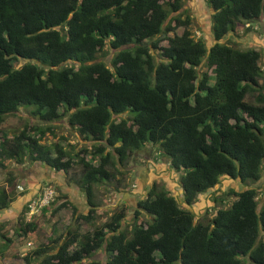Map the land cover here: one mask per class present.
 <instances>
[{"label": "trees", "instance_id": "obj_1", "mask_svg": "<svg viewBox=\"0 0 264 264\" xmlns=\"http://www.w3.org/2000/svg\"><path fill=\"white\" fill-rule=\"evenodd\" d=\"M205 3L208 40L193 36L182 0H0V122L29 104L28 117L40 120L11 136L0 129V168L26 158L63 172L87 206L79 212L58 188L39 215L24 220L23 203L14 234H34L47 210L64 206L75 223L17 264H264V192L253 184L264 161V49L238 41L259 17L264 29V0ZM107 48L109 64L100 59ZM66 112L68 130L88 146L65 148L64 134L43 142ZM145 142L180 171L179 194L153 180L133 201L129 224L121 226L128 205H120L80 230L79 219L94 220V185L123 188L119 166ZM222 176L240 188L212 190L213 213L195 216L190 205ZM4 181L0 210L20 195L9 188L14 176ZM141 212L149 218L138 221ZM0 238L3 250L10 239ZM97 251L103 263L92 257Z\"/></svg>", "mask_w": 264, "mask_h": 264}, {"label": "rangeland", "instance_id": "obj_2", "mask_svg": "<svg viewBox=\"0 0 264 264\" xmlns=\"http://www.w3.org/2000/svg\"><path fill=\"white\" fill-rule=\"evenodd\" d=\"M182 6L187 9L194 21L190 26L193 36H200L205 40L210 39V11L205 0H182ZM262 21V17H259V19L250 22V30L241 32V36L238 37L241 46H251L264 49V29H262ZM180 30V27L177 28V32ZM111 52L112 50L107 48L106 53L103 54L100 59L106 64H109ZM263 57L264 54L261 55L260 64L264 70ZM23 106H18V110L14 111L12 114L6 115L0 122V129L3 134L11 136V134L15 133L20 127H22L23 123L29 124L32 122H40L37 115H33L31 118L28 117V111L29 109H32L34 105L29 104ZM129 114V112H125L122 116L129 117ZM67 115L68 113L66 112L60 119L52 122L53 133L46 131L41 137L43 142L58 140L59 136L64 134L66 135V141L64 142L61 140L60 142H62L65 148L69 147V144H73L75 150L79 149L82 145L88 146V141L79 139V136L75 137L73 135L74 133L68 130L65 123ZM85 156L93 163L97 161L96 159H91L88 153L85 154ZM119 168L125 170L124 179H122V183L124 184L123 188L119 186V189L115 192L112 189V181H102L97 183L98 185L95 184L93 187V193L94 199L98 204L95 207V215L92 218L94 220L90 222L79 219L78 225L80 230L92 228L94 224L103 221L109 212L120 205H128L121 226L129 224L132 217L133 201L144 194L146 188L153 180L163 181L173 194H179L180 189L177 191L175 188L178 187V176L180 171L174 170L169 166L167 157L160 154L159 148L156 144L145 142L140 148L133 151L128 157L126 164L124 166H119ZM8 173H10L12 177L14 176L13 184L10 187L8 185V187L11 188L13 193H20V195H18L17 199L11 202L12 205H9L7 207L8 209L0 210V233L6 234L10 239L9 242L11 241V243L8 242L5 249L0 250V264H17L22 261V256L24 254H19V251L25 240H32L33 245H35L39 242L45 241L49 237V234H52L50 233L52 230H54L53 235H55L60 233L65 226H72L75 223L74 216H71L70 207L64 206L60 207L52 214H48L49 212L47 210L42 216L44 217L43 219H45L44 224L37 228L34 234H14V226L18 221V214L24 203L21 202V200L19 201L20 196L23 197L25 193H30L29 196L32 195L31 192L33 193L38 190L44 183H49L55 190L64 186L63 193L70 195L71 186L73 188L72 198L77 205V210L79 212H85L87 206L84 203L83 194L74 185L68 183L66 180V174L63 172L48 169L39 162H31L25 158L22 163H16L12 159L4 160V167L0 168V185L8 184L4 181ZM16 184H20L23 189L18 190ZM253 184L258 187V191L264 192V161L261 176ZM228 187L238 189L240 188V183L235 179L222 176L219 183L214 185L212 189L200 193L197 196V199L190 205V209L194 212L195 216L198 217L205 211L208 213L207 215H211L213 213V208L211 206L212 202L209 199L212 193L211 191L216 190V193H220L222 190L228 189ZM225 196L226 197L223 201L229 202L233 198L232 195ZM63 199L64 198H59L56 200L54 205L50 206V209L54 208L56 204ZM180 204L183 205L182 203ZM6 211L11 212L8 213ZM148 218L149 216L147 214L141 212L138 221H143ZM4 242L5 240L3 241V239L0 238V248L1 244ZM92 257L99 259L103 263L106 255L103 252L97 251Z\"/></svg>", "mask_w": 264, "mask_h": 264}, {"label": "built area", "instance_id": "obj_3", "mask_svg": "<svg viewBox=\"0 0 264 264\" xmlns=\"http://www.w3.org/2000/svg\"><path fill=\"white\" fill-rule=\"evenodd\" d=\"M248 25V23H245ZM18 190H22L23 187L20 184H16ZM56 190L49 183H44L36 190L30 197L25 201V210L23 213L24 220H30L33 216H37L40 213L41 207L47 205L55 197ZM33 246L32 240H25L23 247L20 249L21 255L25 254L26 251Z\"/></svg>", "mask_w": 264, "mask_h": 264}, {"label": "crops", "instance_id": "obj_4", "mask_svg": "<svg viewBox=\"0 0 264 264\" xmlns=\"http://www.w3.org/2000/svg\"><path fill=\"white\" fill-rule=\"evenodd\" d=\"M263 59H264V57H263ZM166 164H167V163H166ZM165 186H166V184H165ZM166 187H167V186H166ZM70 188H71V194H70V195H69V194H66V195H67V198H68V199H70L71 201H73V200H74V199L72 198V196H73V195H72V190H73V188H72L71 186H70ZM167 188H168V187H167ZM60 189H61V191L63 192V191H64V186L61 187ZM175 190L179 191V187L175 188ZM29 194H30V193H25V195H24L23 197L20 196L19 201L21 200V202H24V201L29 197ZM31 194H32V192H31ZM73 202H74V201H73ZM10 205H12V204H10ZM3 209H8V208L6 207V208H3ZM2 211H4V210H2ZM6 212L9 213V212H11V211H6ZM48 212H49L48 214H50V211H48ZM43 224H44V223H43ZM43 224H42V225H43ZM42 225H41V226H42ZM41 226H40V227H41ZM53 232H54V230H52L50 233H53ZM57 234H58V233H57ZM10 245H11V244H10ZM22 247H23V246H22ZM22 247H21V248H22ZM21 248H20V249H21ZM19 254H21L20 251H19Z\"/></svg>", "mask_w": 264, "mask_h": 264}, {"label": "clouds", "instance_id": "obj_5", "mask_svg": "<svg viewBox=\"0 0 264 264\" xmlns=\"http://www.w3.org/2000/svg\"><path fill=\"white\" fill-rule=\"evenodd\" d=\"M34 192H35V191H34ZM34 192H33V193H34ZM33 193H32V194H33ZM33 246H34V245H33ZM29 249H30V248H29ZM29 249H28V250H29ZM28 250H27V251H28ZM27 251H26V252H27Z\"/></svg>", "mask_w": 264, "mask_h": 264}]
</instances>
